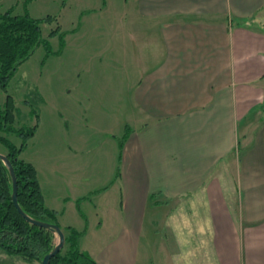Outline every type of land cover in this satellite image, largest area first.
<instances>
[{"label": "crops", "instance_id": "crops-1", "mask_svg": "<svg viewBox=\"0 0 264 264\" xmlns=\"http://www.w3.org/2000/svg\"><path fill=\"white\" fill-rule=\"evenodd\" d=\"M126 2L145 51L116 187L97 194L66 161H26L44 206L97 264H264V0ZM197 196L192 226L210 254L163 257L153 244L172 220L165 202Z\"/></svg>", "mask_w": 264, "mask_h": 264}, {"label": "rangeland", "instance_id": "rangeland-1", "mask_svg": "<svg viewBox=\"0 0 264 264\" xmlns=\"http://www.w3.org/2000/svg\"><path fill=\"white\" fill-rule=\"evenodd\" d=\"M6 11L39 19L48 44L39 45L0 89V105L9 95L15 107L13 131L2 136L17 148L23 136L16 131L35 126L20 159L37 166L66 161L80 169L88 190L111 192L119 143L136 119L130 96L135 54L143 57L145 51L143 37L132 33L126 18L134 7L126 0H0V14ZM5 153L0 143V154ZM229 201L235 204L236 196ZM165 207L172 220L157 224V236L163 239L153 244L162 256L174 261L181 255L207 257L209 245L192 226V210L201 207L200 198H175ZM52 241L56 244V235ZM145 241L143 237L139 258L147 254ZM0 264L41 262H27L0 249Z\"/></svg>", "mask_w": 264, "mask_h": 264}, {"label": "trees", "instance_id": "trees-1", "mask_svg": "<svg viewBox=\"0 0 264 264\" xmlns=\"http://www.w3.org/2000/svg\"><path fill=\"white\" fill-rule=\"evenodd\" d=\"M40 23L39 19L31 18L27 13L13 15L6 11L0 14V89L6 88L7 82L19 65L28 59L39 45L48 44L42 37ZM260 107L264 110V102ZM14 110L13 99L7 95L3 105H0V143L6 148L4 155L15 174L17 202L29 217L59 226L56 212L44 206L34 167L19 158L22 147L34 135L35 126L16 131L23 136L22 143L17 148L2 136L3 133L13 131L11 125L14 122ZM126 135L125 131L122 141ZM122 141L119 143L120 149ZM11 195V178L0 160V249L27 262H41L55 246L52 241L54 234L30 224L21 217L12 203ZM60 228L64 235V245L50 259L49 264H97L87 252L79 249L81 232L71 227Z\"/></svg>", "mask_w": 264, "mask_h": 264}, {"label": "water", "instance_id": "water-1", "mask_svg": "<svg viewBox=\"0 0 264 264\" xmlns=\"http://www.w3.org/2000/svg\"><path fill=\"white\" fill-rule=\"evenodd\" d=\"M0 160L6 166L8 172H9L10 178H11V183H12L11 198H12V203H13L16 211L20 214L21 217H23L30 224L38 226L40 228L47 229V230L51 231L54 235H56L57 241H56L55 246L53 247V249L49 253H47L42 258V261H41V264H49L50 259L55 254H57L59 252V250L62 248V246L64 244L63 232L58 225L33 219L23 212V210L21 209V207L19 206V204L17 202L16 178H15V174H14L13 168L11 166V163L9 162L8 158L3 154H0Z\"/></svg>", "mask_w": 264, "mask_h": 264}]
</instances>
